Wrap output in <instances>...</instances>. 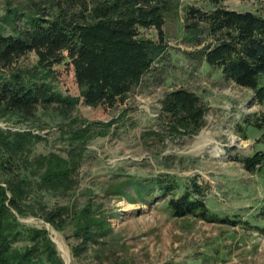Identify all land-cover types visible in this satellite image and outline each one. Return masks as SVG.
<instances>
[{
  "label": "trees",
  "instance_id": "16d2710c",
  "mask_svg": "<svg viewBox=\"0 0 264 264\" xmlns=\"http://www.w3.org/2000/svg\"><path fill=\"white\" fill-rule=\"evenodd\" d=\"M211 1L217 5L208 12L186 5L183 37L195 39L197 25L205 23L216 37L202 49L205 62L225 79L251 90L264 106V15ZM176 8L173 0L1 1L0 264H65L46 229L19 220L27 215L63 232L77 257L112 238L109 216L91 198L76 208L67 203L49 205L45 197L65 195L74 188L89 156L90 139L106 135L125 114L122 111L107 122L88 121L79 107L106 113L141 83L165 51V17L172 10L176 15ZM149 28L156 30L157 39L144 34ZM30 54L36 61L24 63ZM205 111L193 91L172 90L161 101L169 133L182 128L196 134ZM252 124L264 129V117ZM147 133H153L149 145L158 142L160 133ZM55 142L59 147H53ZM262 156L254 152L243 157V167L253 174L262 166ZM122 166L111 169L104 183L103 190L111 197L148 203L161 198L174 218L191 216L230 227L248 224L264 233V226L211 211L207 184L198 183L196 177H176L171 171L145 176L125 172ZM257 216L264 219V204ZM94 251L98 257L102 247ZM109 263L128 264L123 258ZM167 264H209V260L202 253Z\"/></svg>",
  "mask_w": 264,
  "mask_h": 264
},
{
  "label": "rangeland",
  "instance_id": "374dc122",
  "mask_svg": "<svg viewBox=\"0 0 264 264\" xmlns=\"http://www.w3.org/2000/svg\"><path fill=\"white\" fill-rule=\"evenodd\" d=\"M173 3L177 5L176 15L175 10L170 11L163 25L165 51L141 83L106 113L86 105L79 107L88 121L114 120L122 111L124 116L115 120L106 135L90 139L89 156L81 164L74 188L65 195L45 197L49 205L67 203L76 208L91 198L109 216L112 238L77 257L63 232L39 217L19 218L28 226L46 229L65 264H110L116 258L128 264H167L202 253L209 264H264V233L248 224L230 227L191 216L174 218L161 198L135 202L127 197H111L103 190L115 166L123 165L125 172L145 176L171 171L176 177L193 176L198 183L207 184L206 202L211 211L237 215L235 218L264 226L262 216H257L264 204V162L252 174L241 160L254 152L264 153V129L252 124L264 117V106L254 99L251 90L225 79L218 68L205 62L203 47L216 41L205 23L197 25L195 39L183 37L187 35L183 28L187 24L186 5L208 12L217 4L211 0ZM218 5L264 15V0H219ZM145 31V35L157 39L155 29ZM23 60L34 63L36 55ZM176 89L197 93L206 107L204 124L196 134L184 133L182 128L171 133L166 130L164 122L169 121L161 114V101ZM147 131L160 133L158 142L155 139L149 145L153 133L144 135ZM59 145L55 142L53 147ZM99 247L102 251L97 257L94 250Z\"/></svg>",
  "mask_w": 264,
  "mask_h": 264
}]
</instances>
